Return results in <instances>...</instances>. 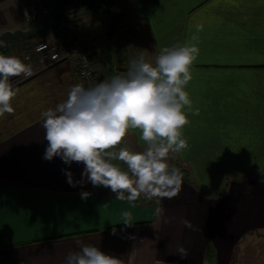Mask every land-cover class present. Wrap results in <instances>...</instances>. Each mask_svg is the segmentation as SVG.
I'll list each match as a JSON object with an SVG mask.
<instances>
[{
  "label": "crops",
  "instance_id": "obj_1",
  "mask_svg": "<svg viewBox=\"0 0 264 264\" xmlns=\"http://www.w3.org/2000/svg\"><path fill=\"white\" fill-rule=\"evenodd\" d=\"M37 1L0 0V34L28 29L33 23L24 13ZM121 1V14L129 10L149 32L155 53L150 62L164 47L199 38L186 89L199 114L188 113V149L170 155L183 173L182 189L158 204L143 197L117 200L110 188L91 182L70 186L64 170L80 182L84 164L43 158L48 142L41 113L81 83L66 62L24 81L11 77L15 111L0 117V264H65L67 254L84 244L120 264H229L239 252L258 264L264 258V180L257 178L264 172V0ZM72 8L96 83L124 74L127 68L109 69L106 51L115 57L113 42L110 49L99 47L90 33L93 13ZM50 14L55 18L56 9ZM56 36L54 28L48 41ZM25 52L11 42L0 54L23 61ZM120 147L142 151L145 145L133 131ZM210 154L222 158L211 161ZM252 156L261 160L258 166ZM85 191L90 195L83 199ZM161 206L163 215L157 216ZM126 211L131 226L123 223ZM180 245L188 250L186 259L176 254Z\"/></svg>",
  "mask_w": 264,
  "mask_h": 264
},
{
  "label": "clouds",
  "instance_id": "obj_2",
  "mask_svg": "<svg viewBox=\"0 0 264 264\" xmlns=\"http://www.w3.org/2000/svg\"><path fill=\"white\" fill-rule=\"evenodd\" d=\"M198 43V36L193 35L190 42L162 48L154 62L141 54L130 60L122 75L91 87L71 86L65 100L41 113L44 139L48 142L43 158L51 161L60 157L69 165L83 163L80 182L64 170L70 186L91 182L94 187L110 188L117 200L135 202L143 197L159 204L165 198L177 197L183 173L170 163V155L188 149L184 136L185 126L191 123L188 113L199 114L186 90L199 56ZM21 75H32L31 65L18 57L0 54V117L15 111L12 101L17 92L10 78ZM133 131H138L144 142L142 151L120 147ZM89 195L81 193L83 199ZM155 211L162 216L164 210L161 206ZM123 223L131 226V212L123 213ZM183 224L192 227L187 219ZM176 254L186 259L188 250L180 245ZM65 264L120 261L95 245L84 244L67 254Z\"/></svg>",
  "mask_w": 264,
  "mask_h": 264
},
{
  "label": "built area",
  "instance_id": "obj_3",
  "mask_svg": "<svg viewBox=\"0 0 264 264\" xmlns=\"http://www.w3.org/2000/svg\"><path fill=\"white\" fill-rule=\"evenodd\" d=\"M60 0H38L30 10L25 11L24 19L35 23L52 9H57ZM57 36L52 41L40 40L23 54V62L31 65L32 75L20 76L19 81L27 80L45 69L60 62L68 63L79 82L85 87L96 84L92 54L81 38L77 23L67 8H60L54 18Z\"/></svg>",
  "mask_w": 264,
  "mask_h": 264
},
{
  "label": "rangeland",
  "instance_id": "obj_4",
  "mask_svg": "<svg viewBox=\"0 0 264 264\" xmlns=\"http://www.w3.org/2000/svg\"><path fill=\"white\" fill-rule=\"evenodd\" d=\"M116 7L118 10H121L126 6L124 1L118 0ZM92 23L90 24L92 35L98 36L95 38L96 43L99 47L111 48L112 42L113 46L116 48L115 57L112 56V53L109 50L108 54V65L119 68H127L128 63L131 59L135 58V55L143 54L145 59L148 61L153 57L154 47L151 41L149 32L146 29V26L141 23L134 21L129 13V10H125L124 16L122 14V21L120 27L117 30H113L116 25H113L111 17L106 13H93L92 14ZM115 22V21H114ZM115 24V23H114ZM52 28H48L37 32L35 35L29 38H18V39H6L0 41V43H11L17 42L19 45H24L27 50L30 49L33 43H36L40 40L48 41V35H51ZM124 53H128V56H124ZM209 156L211 161H220L222 158L221 154H210ZM172 160H175L171 157ZM252 164L258 166L261 163L259 158L252 156ZM175 166H179V162L171 163ZM253 261V258L243 257L242 253H234L233 257L230 259L229 264H249ZM258 264L264 262V258L259 259Z\"/></svg>",
  "mask_w": 264,
  "mask_h": 264
},
{
  "label": "trees",
  "instance_id": "obj_5",
  "mask_svg": "<svg viewBox=\"0 0 264 264\" xmlns=\"http://www.w3.org/2000/svg\"><path fill=\"white\" fill-rule=\"evenodd\" d=\"M75 6H79L83 11H87L90 13H98V12L106 13L111 17V19L113 21V25H116L113 28V30H117L120 27L119 25L122 21V14L117 9L114 0H60V3H58V7H56L57 8L56 9V15H58L60 8H67L72 13L73 12L72 7H75ZM75 23H76V21H75ZM53 29H54V26H53ZM6 44H8V43H6ZM32 45H31V47H32ZM4 46H5V43H0V51H2L4 49ZM24 49H27V48L24 46ZM108 49H110V47ZM106 53H107L106 57H107V62H108V54L109 53L107 51H106ZM109 69L112 70V67L110 65H109ZM113 76H114V74H113ZM257 178L264 180V172L261 174L259 173L257 175Z\"/></svg>",
  "mask_w": 264,
  "mask_h": 264
},
{
  "label": "water",
  "instance_id": "obj_6",
  "mask_svg": "<svg viewBox=\"0 0 264 264\" xmlns=\"http://www.w3.org/2000/svg\"><path fill=\"white\" fill-rule=\"evenodd\" d=\"M55 20L52 15H46L39 19L37 22L33 23L28 29H16V30H6L0 34V41L6 39H18V38H29L35 35L37 32L42 30L52 28L54 26Z\"/></svg>",
  "mask_w": 264,
  "mask_h": 264
}]
</instances>
